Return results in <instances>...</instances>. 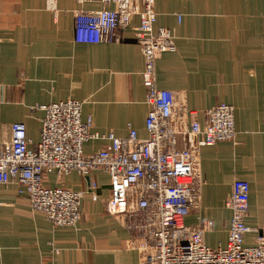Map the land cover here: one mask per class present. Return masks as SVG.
Instances as JSON below:
<instances>
[{
    "label": "crops",
    "instance_id": "obj_1",
    "mask_svg": "<svg viewBox=\"0 0 264 264\" xmlns=\"http://www.w3.org/2000/svg\"><path fill=\"white\" fill-rule=\"evenodd\" d=\"M100 8L76 0H0V141L10 140L13 124L24 123L34 146L45 113L32 108L68 100L83 104L82 120L91 117L95 132L124 139L133 129L148 137L145 62L134 31L140 18L99 44L75 41L76 13ZM155 11V31L170 30L176 47L156 62L157 87L182 98L201 124L218 104L235 108V142L201 149L202 206L185 225L213 221L206 243L226 247L232 214L225 203L235 179L245 178L251 246L264 233V0H155ZM106 146L89 142L84 152ZM93 181L99 199L85 197L84 219L75 227H55L33 212L17 184L0 188V264H142L133 235L106 209V173H72L62 183L53 174L48 185L89 192ZM216 233L224 239L217 241Z\"/></svg>",
    "mask_w": 264,
    "mask_h": 264
},
{
    "label": "built area",
    "instance_id": "obj_2",
    "mask_svg": "<svg viewBox=\"0 0 264 264\" xmlns=\"http://www.w3.org/2000/svg\"><path fill=\"white\" fill-rule=\"evenodd\" d=\"M55 5L58 0H47ZM79 4L101 6L97 11L75 15V41L99 44L116 32L130 27L140 18L135 40L144 56L142 73L146 103L148 137L138 138L130 129L127 138L93 131V120H82L83 104L68 100L32 111H44L40 141L30 147L24 123L11 127L9 141H0V188L17 184L28 196L33 212L42 213L55 227H75L84 219L81 205L86 196L99 199L93 181L89 192L50 187L49 176L57 182L72 173L90 177L95 171L106 173L111 194L106 209L119 216L142 264H264V233L254 238L246 225L250 184L236 178L225 207L232 216L227 228L226 247L210 248L206 234L213 221L197 226L185 219L201 209L206 180L201 172L203 147L235 142V109L221 103L204 112L201 124L177 94L161 90L156 84V62L162 54L175 52L174 36L168 29L154 30L157 21L155 0H76ZM104 141L108 146L90 155L84 145Z\"/></svg>",
    "mask_w": 264,
    "mask_h": 264
},
{
    "label": "rangeland",
    "instance_id": "obj_3",
    "mask_svg": "<svg viewBox=\"0 0 264 264\" xmlns=\"http://www.w3.org/2000/svg\"><path fill=\"white\" fill-rule=\"evenodd\" d=\"M165 29V28H164ZM155 30V29H154ZM170 31V30H169ZM156 32V31H155ZM172 33V32H171ZM173 34V33H172ZM174 36V35H173ZM175 37V36H174ZM140 46V45H139ZM235 109V108H234ZM213 237L217 240V241H219V240H223L224 239V235L223 234H219V233H216V234H214L213 235ZM222 242H224V241H222ZM213 244V243H212Z\"/></svg>",
    "mask_w": 264,
    "mask_h": 264
}]
</instances>
